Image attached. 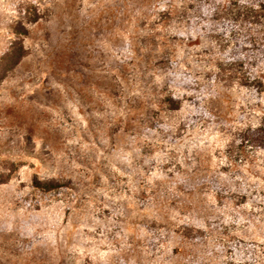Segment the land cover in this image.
I'll return each instance as SVG.
<instances>
[{
	"label": "rangeland",
	"instance_id": "374dc122",
	"mask_svg": "<svg viewBox=\"0 0 264 264\" xmlns=\"http://www.w3.org/2000/svg\"><path fill=\"white\" fill-rule=\"evenodd\" d=\"M186 4L0 0V264H264V149L236 141L264 91L219 80Z\"/></svg>",
	"mask_w": 264,
	"mask_h": 264
},
{
	"label": "trees",
	"instance_id": "16d2710c",
	"mask_svg": "<svg viewBox=\"0 0 264 264\" xmlns=\"http://www.w3.org/2000/svg\"><path fill=\"white\" fill-rule=\"evenodd\" d=\"M182 11L186 21L197 27L198 35L203 33L220 51L214 61L215 75L220 81L264 91V0H187ZM158 61L160 69L169 72L171 83L182 86L195 97L200 94L201 84L188 75V70L176 69V72L177 63L170 62L168 56ZM164 97L169 108L179 107L178 98L170 93ZM236 141L264 149V113L257 125L240 129ZM218 183L214 179L213 187L220 197L226 192ZM201 223L202 226H190L187 235L192 240L205 232L220 233L219 226L209 218Z\"/></svg>",
	"mask_w": 264,
	"mask_h": 264
}]
</instances>
